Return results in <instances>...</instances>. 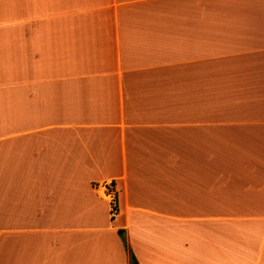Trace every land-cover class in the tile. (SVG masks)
Masks as SVG:
<instances>
[{"label":"crops","instance_id":"1","mask_svg":"<svg viewBox=\"0 0 264 264\" xmlns=\"http://www.w3.org/2000/svg\"><path fill=\"white\" fill-rule=\"evenodd\" d=\"M128 250L264 264V0H0V264Z\"/></svg>","mask_w":264,"mask_h":264},{"label":"built area","instance_id":"2","mask_svg":"<svg viewBox=\"0 0 264 264\" xmlns=\"http://www.w3.org/2000/svg\"><path fill=\"white\" fill-rule=\"evenodd\" d=\"M107 191H108V194L111 196V201H110L111 211H112V213H115L116 209H117V204H116V200H115V192L111 186L110 187L107 186Z\"/></svg>","mask_w":264,"mask_h":264},{"label":"trees","instance_id":"3","mask_svg":"<svg viewBox=\"0 0 264 264\" xmlns=\"http://www.w3.org/2000/svg\"><path fill=\"white\" fill-rule=\"evenodd\" d=\"M120 237L122 238L123 242H125V237H124V234H123V231H118ZM129 252V264H138L135 257L131 254L130 250H128Z\"/></svg>","mask_w":264,"mask_h":264}]
</instances>
